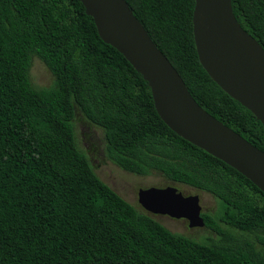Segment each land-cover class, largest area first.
Instances as JSON below:
<instances>
[{"label": "trees", "instance_id": "1", "mask_svg": "<svg viewBox=\"0 0 264 264\" xmlns=\"http://www.w3.org/2000/svg\"><path fill=\"white\" fill-rule=\"evenodd\" d=\"M125 1L196 102L264 152V125L200 64L195 0ZM231 1L264 49V0ZM34 57L48 88L31 80ZM77 112L121 169L219 200L217 214L202 213L214 236L174 233L100 179L77 147ZM0 264H264V192L169 128L80 0H0Z\"/></svg>", "mask_w": 264, "mask_h": 264}, {"label": "water", "instance_id": "2", "mask_svg": "<svg viewBox=\"0 0 264 264\" xmlns=\"http://www.w3.org/2000/svg\"><path fill=\"white\" fill-rule=\"evenodd\" d=\"M102 40L148 82L156 110L176 134L231 166L264 192V152L204 110L125 0H80ZM194 39L212 80L264 125V49L238 22L231 0H195ZM149 215L204 227L200 196L175 186L140 189Z\"/></svg>", "mask_w": 264, "mask_h": 264}, {"label": "rangeland", "instance_id": "3", "mask_svg": "<svg viewBox=\"0 0 264 264\" xmlns=\"http://www.w3.org/2000/svg\"><path fill=\"white\" fill-rule=\"evenodd\" d=\"M30 75L37 88H48L54 81L48 68L37 57L33 58ZM73 123L77 147L87 155L95 173L139 211L147 213L138 202L140 189L167 186H175L185 195H199L203 213L217 214L220 211L221 202L208 193L168 181L158 173L139 176L121 169L107 157L105 135L101 128L88 122L79 112L76 113ZM152 217L170 231L185 235L198 242H205L207 238L214 236L205 227H189L188 221L185 219H175L166 215H152Z\"/></svg>", "mask_w": 264, "mask_h": 264}]
</instances>
